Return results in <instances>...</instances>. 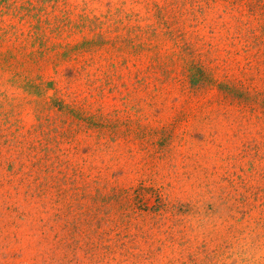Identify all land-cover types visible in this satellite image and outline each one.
I'll return each mask as SVG.
<instances>
[{"label":"rangeland","instance_id":"obj_1","mask_svg":"<svg viewBox=\"0 0 264 264\" xmlns=\"http://www.w3.org/2000/svg\"><path fill=\"white\" fill-rule=\"evenodd\" d=\"M181 28L264 91V0H0V264H264V125L229 107L173 131ZM101 34L98 64L60 61Z\"/></svg>","mask_w":264,"mask_h":264},{"label":"trees","instance_id":"obj_2","mask_svg":"<svg viewBox=\"0 0 264 264\" xmlns=\"http://www.w3.org/2000/svg\"><path fill=\"white\" fill-rule=\"evenodd\" d=\"M239 4L240 3H237V5ZM160 25L171 29V26H169L164 19L160 20ZM183 28L186 29V27ZM180 32H182L180 35H175L171 32L169 34L174 37L177 46L179 45L180 48L181 43L186 45L183 48V51L181 48V51L187 59L190 60L187 61L185 67L180 72V75L189 83L191 87V95H193L195 102H189L191 103L189 111L186 110L179 113L177 119L172 124L173 131L175 132L179 125L189 121L192 116H199L208 111H212L208 109L226 111L229 107H233L239 111L241 114L239 119H241V121H246V123H248L253 119H256L264 125V91H259L256 87L259 80L258 74L253 73L249 75H241V77L238 78L225 75L224 80L219 81L216 77L219 67L214 65L215 63L213 60L211 62H208V60L205 61L203 53L198 49V44L191 41L187 37V32H184L182 28ZM131 42L134 44L133 41ZM107 44L104 34H101L95 42L90 41L80 47L69 48L64 53V56L67 59H61L60 61H75L76 63L81 64V68L86 71L90 65L98 64L95 62L97 59H80V56H83L86 52L99 49ZM104 60L108 61V59ZM159 67L169 70L171 73L175 72V64L172 61H169L166 65L159 63ZM176 79L177 78L175 77L174 80ZM172 82L176 83L177 81ZM215 89L217 92L214 94L212 91ZM72 112L75 113L76 111L72 110ZM207 119H211V116L209 115ZM69 129L70 132L73 133V136L79 134L80 131L85 130L80 126H76L73 122L70 124ZM114 131H111L112 134L119 137V139L123 138L120 136L119 132L116 130ZM106 132L102 134H107ZM64 192L65 190L62 192L63 195H65Z\"/></svg>","mask_w":264,"mask_h":264}]
</instances>
